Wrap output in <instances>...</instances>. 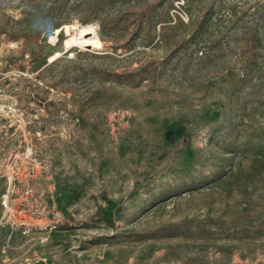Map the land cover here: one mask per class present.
<instances>
[{
    "label": "rangeland",
    "instance_id": "374dc122",
    "mask_svg": "<svg viewBox=\"0 0 264 264\" xmlns=\"http://www.w3.org/2000/svg\"><path fill=\"white\" fill-rule=\"evenodd\" d=\"M0 264H264V0H0Z\"/></svg>",
    "mask_w": 264,
    "mask_h": 264
},
{
    "label": "bare ground",
    "instance_id": "6f19581e",
    "mask_svg": "<svg viewBox=\"0 0 264 264\" xmlns=\"http://www.w3.org/2000/svg\"><path fill=\"white\" fill-rule=\"evenodd\" d=\"M65 29L68 33H70L69 26H66ZM75 42L84 43L85 45L88 46L101 45V40L99 39L94 26L91 24L79 27L77 29L76 34L72 35L69 39L66 40L65 42L66 48H70Z\"/></svg>",
    "mask_w": 264,
    "mask_h": 264
},
{
    "label": "built area",
    "instance_id": "2783aa9c",
    "mask_svg": "<svg viewBox=\"0 0 264 264\" xmlns=\"http://www.w3.org/2000/svg\"><path fill=\"white\" fill-rule=\"evenodd\" d=\"M59 39H60L59 33L56 32V33H55V36H53V37L50 36V37L48 38V41H49L50 43H52L53 47H55V46L58 45V43H59V42H58ZM56 42H58V43H56Z\"/></svg>",
    "mask_w": 264,
    "mask_h": 264
},
{
    "label": "trees",
    "instance_id": "16d2710c",
    "mask_svg": "<svg viewBox=\"0 0 264 264\" xmlns=\"http://www.w3.org/2000/svg\"><path fill=\"white\" fill-rule=\"evenodd\" d=\"M203 22H204V20H199L198 21L199 24H198V26H197L196 31L194 32V34L198 33L200 31V29H202V27L204 26ZM192 25H194V24L192 23Z\"/></svg>",
    "mask_w": 264,
    "mask_h": 264
}]
</instances>
